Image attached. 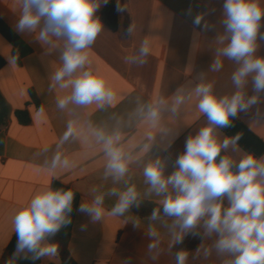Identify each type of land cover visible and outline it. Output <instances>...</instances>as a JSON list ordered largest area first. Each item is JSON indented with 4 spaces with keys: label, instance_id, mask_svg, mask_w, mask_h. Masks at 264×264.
Here are the masks:
<instances>
[{
    "label": "crops",
    "instance_id": "obj_1",
    "mask_svg": "<svg viewBox=\"0 0 264 264\" xmlns=\"http://www.w3.org/2000/svg\"><path fill=\"white\" fill-rule=\"evenodd\" d=\"M120 2L126 10L118 13L117 31L100 21L101 32L86 50L89 63L85 70L105 80L115 94L113 101L84 106L70 103L60 109L57 100L70 94L71 88L50 85L62 63L65 41L52 37L51 43L43 44L36 40L35 33H18L14 26L20 14L19 0H0V57L4 61L0 93L9 109L8 120L0 128V264H6L16 252V244L10 251L16 236L14 217L48 189H71L75 193L71 224L61 230L70 233L68 251L76 264H176L173 232L179 228L162 210L165 195L175 193L169 186V193L157 195L146 182L144 169L159 159L164 175H170L186 139L209 126L207 116L197 108L199 96L194 89L199 84L212 83L217 98L231 97L238 90L245 99L258 96L256 105L234 117L259 139L251 146L253 151L238 142L222 150L237 164L247 154L264 159V152L260 153L264 144V92L254 91L251 74L242 88H237L232 74L240 65L235 60L219 57L223 67L211 70L217 50L227 43L220 38L230 35L222 23L224 0ZM259 3L264 8V0ZM197 14L204 15L202 23L206 22L208 29L193 25ZM130 24L133 30L129 35L126 30ZM261 36L264 18L256 42L258 57H264ZM145 39L150 46L147 58L140 55ZM13 57H17L14 63ZM178 88L183 89L179 93L185 97L182 103L176 102ZM149 108L159 112L155 121L148 114ZM18 112L27 114L30 123L21 124ZM69 124L72 135L64 140ZM101 131L114 138L127 163L128 171L119 179L105 175L108 157L98 138ZM213 136L220 143L231 138L218 126H213ZM57 155L59 162L53 167ZM128 188L135 190L136 201L123 216L111 215L119 195ZM98 195L104 197V214L102 220L94 221L78 209L82 202L91 203ZM223 198L228 207L227 194ZM156 208L160 213L151 220ZM202 225L203 221L198 227ZM149 226L154 236L149 235ZM216 239V234L207 237L203 247H210ZM150 243L156 244L151 251ZM27 254L18 253L14 264H62L59 255L34 260ZM231 258L217 255L214 249L207 258L203 250L199 256L194 251L187 264H224Z\"/></svg>",
    "mask_w": 264,
    "mask_h": 264
},
{
    "label": "clouds",
    "instance_id": "obj_2",
    "mask_svg": "<svg viewBox=\"0 0 264 264\" xmlns=\"http://www.w3.org/2000/svg\"><path fill=\"white\" fill-rule=\"evenodd\" d=\"M108 3L109 0H19L20 14L14 26L18 33H35L36 40L43 44L51 43L52 37L65 41L60 55L62 63L54 71L51 77L53 84L50 85V88L55 85L61 89L71 88L70 94L57 100L60 109L70 103L81 106L110 104L114 99L115 94L106 86L105 80L85 70L89 63L86 50L102 29L95 13ZM222 7V23L225 33L230 35L220 38L222 43L227 39V43L217 50L211 70L218 71L223 67L219 57L235 60L240 65L232 74L237 88H242L251 74L254 91L264 92V57L255 55L264 8L259 0H224ZM115 10L117 13L126 10L120 0H116ZM203 21L204 15L197 14L193 25L208 29L210 26ZM132 30L130 24L126 33L130 35ZM260 38L264 39V36ZM149 54V42L145 39L141 42L140 55L147 58ZM16 58L13 57L11 62L14 63ZM145 62L146 59L141 61ZM212 88V83H202L194 89L199 96L197 108L207 116L209 126L186 139L184 151L175 159V170L170 175H164V165L157 159L144 169V176L157 195L169 193V186L175 193L165 195L162 200L164 215L174 218L173 225L179 228L178 232H173V244L183 243L189 234L198 236L199 233L194 229L203 221V235L211 237L216 234L217 239L208 248L198 246L196 256L203 250L207 258L214 249L217 255L232 257L225 260L224 264H264V159L257 160L247 154L237 164L225 155L217 162L221 150L230 143L236 145L240 136L225 138L222 143L213 136V126L230 127V118L256 105L258 96L245 99L244 93L238 90L231 97L217 98ZM182 92V88L177 89V103L185 99L179 94ZM172 111L175 112L174 107ZM148 114L153 121L159 116L158 110L152 108H149ZM72 131L69 124L62 139L66 140ZM98 138L104 143L108 157L105 175L111 174L116 179L123 177L128 171L127 163L120 149L115 146L114 138L102 131L98 133ZM58 162L57 155L53 158V167ZM64 163L67 164V161ZM234 167L238 171L234 172ZM225 194L229 201L228 207L223 205ZM136 196L133 188L121 193L111 208V215L123 216L136 201ZM74 199L75 193L71 189H48L31 199L14 217L16 252L6 264H14L18 253L25 251L32 253L34 260L58 255L59 245L46 241L62 227L71 224L69 214L73 211ZM103 201L104 197L98 195L91 203L82 202L78 210L89 215L92 220L100 221L104 214ZM159 213V208L153 209L150 219H157ZM149 235H155L151 226ZM155 247V243L148 245L149 251ZM188 257V250H179L175 254L176 264H187ZM125 264L130 262L126 261Z\"/></svg>",
    "mask_w": 264,
    "mask_h": 264
},
{
    "label": "trees",
    "instance_id": "obj_3",
    "mask_svg": "<svg viewBox=\"0 0 264 264\" xmlns=\"http://www.w3.org/2000/svg\"><path fill=\"white\" fill-rule=\"evenodd\" d=\"M116 2L111 1L109 2L99 13L98 17L102 23H104L106 26H108L112 31H117L118 29V13L115 10ZM4 66V61L0 57V69H2ZM9 117V109L8 105L0 93V128L3 127ZM17 118L19 119L21 124H29L30 118L27 114L23 112L17 113ZM231 120V126L226 128H221L224 132H226L230 137H234L236 135L240 136V139L237 141L238 144H240L243 148H245L248 151H253L251 146H255V141H259L257 137L252 135L248 129L239 121H237L235 118H230ZM248 135V136H247ZM258 150H254V152ZM264 152V144L262 145V148L260 150V153ZM225 152L221 150L220 155L217 157V162H219L220 158L222 156H225ZM233 171H238L237 168H233ZM223 205L225 207V200L223 198ZM194 231L198 232V236H192L189 234L186 236L183 240V243L176 244L173 248L174 256L176 252H178L181 249H186L189 251V254L194 252L196 248L206 240V236L203 235L204 229L202 227H197L194 229ZM70 233L69 231L60 230L58 233L55 234V236H52L48 239L49 243H57L59 245V256L62 261V264H76L74 260L71 258L69 251H68V242H69ZM17 243V237L15 236L12 246L10 247V251H13L15 248V244ZM28 256L33 255L32 253L27 254ZM24 261V259H23ZM22 264V263H21Z\"/></svg>",
    "mask_w": 264,
    "mask_h": 264
}]
</instances>
